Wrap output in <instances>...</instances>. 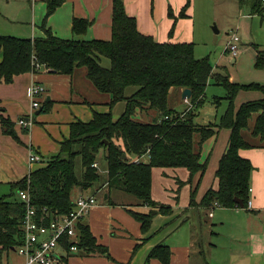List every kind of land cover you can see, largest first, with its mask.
I'll return each instance as SVG.
<instances>
[{
    "label": "trees",
    "instance_id": "obj_1",
    "mask_svg": "<svg viewBox=\"0 0 264 264\" xmlns=\"http://www.w3.org/2000/svg\"><path fill=\"white\" fill-rule=\"evenodd\" d=\"M67 1L43 0L47 6L40 27L43 36L34 39L0 36V83L11 84L16 76L38 73L37 65L65 76L84 69L94 89L110 97L107 105L110 111L95 112L87 123H72L69 138L60 143L58 155L13 184L10 195L0 197L1 253L18 252L25 242L22 225L26 207L19 199L21 191H28L37 208L38 222L43 218L41 224L48 226L56 216L72 212L75 195H85L102 182L106 203L116 205L111 195L119 191L135 197L140 207L151 209L149 215L130 212L141 225L143 234H147L155 218L153 212L162 216L173 214L172 207L152 198L153 170L181 168L190 174L187 183L193 187L191 207L216 206L233 210L241 208L238 200L244 205L243 209H247L254 167L240 152L264 149V99L245 103L238 110L235 100L241 91H256L264 96V85L236 84L226 73L213 75L210 59H197L193 43H157L152 37L141 34L136 19L127 15L124 0H113L111 41L83 40L82 36L92 25L84 19H74L73 39L58 38L48 27V20ZM189 7L190 0L180 18L187 17ZM252 9L253 15L262 14L264 0H255ZM169 16L174 18L172 9ZM173 32L174 27L170 35ZM256 48L255 69L263 71L264 52ZM106 59L108 67L103 65ZM211 78L226 91V96L216 98L215 103L220 107L226 100L228 107L219 123L200 126L195 119L207 103L206 90ZM132 89L136 91L128 96ZM186 89L192 92L189 99L192 108L181 113L171 107L170 96L173 90ZM120 103L125 104V111L115 118L113 109ZM42 104L41 113L48 112L53 105L48 101ZM144 116L152 119L145 121ZM1 122L7 133L17 139L14 124L5 119ZM221 130L230 131V140L216 172L218 188L207 191L197 204V191L208 168V161L201 160L203 146ZM101 152L107 162L106 177L98 162ZM137 159L140 161L135 162ZM78 161L82 167L81 177L77 174ZM95 164L98 166L94 167ZM91 196L98 203V198ZM71 247L88 255L109 257L107 247L97 245L90 227L83 222L77 225V239L65 238L61 242L58 255L61 260L64 254L71 252ZM171 258V248L159 245L148 259L169 264Z\"/></svg>",
    "mask_w": 264,
    "mask_h": 264
},
{
    "label": "crops",
    "instance_id": "obj_2",
    "mask_svg": "<svg viewBox=\"0 0 264 264\" xmlns=\"http://www.w3.org/2000/svg\"><path fill=\"white\" fill-rule=\"evenodd\" d=\"M33 1L39 8L37 15L41 16L30 25V29H16L17 32L11 34L15 35V38L34 39L43 36L40 27L47 6L43 0ZM196 1L190 0L187 17L180 18L188 0H124L126 13L136 19L139 32L152 37L157 43L195 41ZM112 6L113 0H68L49 18L48 27L58 38L71 40L74 37V19H84L92 25L87 34L82 36L83 40L108 42L112 40L113 34ZM170 9L175 19L169 16ZM173 27L174 32L170 35ZM256 56L257 53L253 55L255 59ZM240 58V55L233 58V63L237 65ZM108 66L109 64L106 67ZM257 72H262V75H258L254 82L264 85V70ZM213 75L216 73L213 72ZM212 79L214 78H211L209 84ZM33 84L42 85L47 91L41 98V108L38 110L33 109L27 96V91ZM135 91L136 89H132L128 96ZM182 94L179 90H173L170 96V99L174 98L177 109L185 106L184 110L176 109L181 113L187 109ZM263 99L264 96L260 92L241 91L236 97L235 107L238 110L245 103ZM45 101L52 102L53 105L46 114L40 112L37 115ZM109 102L108 95L100 94L94 89L84 69L77 70L73 76L43 70L16 76L11 84L1 82L0 197L10 195L13 184L22 181L32 171L43 167L58 155L60 143L69 138L72 123L90 122L95 112L108 113ZM124 111L125 104L120 103L114 107L113 115L118 118ZM200 113L201 110L198 116ZM34 115L36 119L32 121L35 123L31 131L16 124L20 118L27 120L31 116L34 118ZM1 119L14 124L17 139L7 133ZM143 119L150 121L152 118L144 116ZM214 123L210 122L204 126ZM229 140L230 131L221 130L204 144L201 160L208 161V168L197 191V204L202 201L207 191L218 188L216 172L228 149ZM31 155H39L42 163L31 165ZM240 155L254 167L250 183L252 210H230L216 206L191 207L193 187L187 183L189 172L181 168H156L152 173V198L158 203L172 207L171 216L156 213L151 230L143 234L141 225L130 212L149 215L151 209L140 207L136 202L125 205L114 201L115 193L120 195L124 192L112 193L111 197L116 205L106 203L105 195L104 201L99 200L98 205L82 222L90 227L97 245L107 247L109 257L88 255L77 250L64 254L62 260L59 257L57 264H162L159 260L148 259L152 250L159 245L171 248L172 258L169 264H264V149L242 150ZM210 172L214 175L211 184L203 186ZM77 197L78 194L75 199ZM3 255L0 248V258Z\"/></svg>",
    "mask_w": 264,
    "mask_h": 264
},
{
    "label": "rangeland",
    "instance_id": "obj_3",
    "mask_svg": "<svg viewBox=\"0 0 264 264\" xmlns=\"http://www.w3.org/2000/svg\"><path fill=\"white\" fill-rule=\"evenodd\" d=\"M254 3L255 0L196 1V32L194 37L195 41H193V44L195 43V57L197 59L209 58L214 73H226L229 75L231 82L241 85L256 83L254 80L258 75H262V72H257L255 69L256 59L253 55L257 53L256 46L259 48L258 50L264 52V10L262 14L252 15L251 11ZM38 11L39 8L36 7L33 0H0V36L16 37L15 35H11L17 32L16 29L22 28L24 31L28 27L30 29V25L41 16V14L37 15ZM235 33L240 37L239 51L241 58L238 59L237 65L233 63V58L230 54L225 53L226 46L230 42V37ZM104 62V66L109 64V60L107 59ZM214 81L212 79L211 84H209L206 90L208 102L201 109L200 116L195 120L201 126L210 122H215L214 124L219 123L220 116L228 105L226 100L222 101L220 107L215 103L217 97L226 96V91L224 88L214 85ZM170 105L172 108L177 109L174 98L170 100ZM186 106L189 109L188 107L190 105L186 104ZM184 108L185 106L177 110L181 111ZM21 119L24 118H20L19 120ZM30 119L35 121L36 116L34 115V118L31 117ZM19 120L16 121L17 125ZM35 125L44 126L41 124ZM32 128H30V131ZM98 162L100 171L106 177L107 162L103 152L98 156ZM77 174L79 177L82 175L80 161L77 162ZM213 176V173H208L203 182V186L210 185ZM102 186V182L98 183L88 192L89 194L95 195L98 198V202L99 200L103 202L105 196ZM114 201L125 203V205L131 204L132 202L138 204L136 198L127 193L120 195L115 193ZM24 261L25 259L15 251L4 253L0 258V264H24Z\"/></svg>",
    "mask_w": 264,
    "mask_h": 264
},
{
    "label": "built area",
    "instance_id": "obj_4",
    "mask_svg": "<svg viewBox=\"0 0 264 264\" xmlns=\"http://www.w3.org/2000/svg\"><path fill=\"white\" fill-rule=\"evenodd\" d=\"M240 37L238 34H233L230 37V42L226 46V54H230L232 58H237L240 55L239 45ZM37 70H46L41 65L36 66ZM46 89L39 84H33L27 91V96L32 102L34 110L41 108V98L45 96ZM187 105L191 104L188 99L184 101ZM32 117V116H31ZM30 117V118H31ZM21 119L18 125L22 128L30 130L33 126L32 119ZM166 119H169L166 117ZM147 158V157H146ZM137 159L135 162H139ZM29 163L40 164L42 158L39 155H31ZM98 165L95 164L94 167ZM251 192V190H250ZM19 199L25 204L26 214L23 220V231L25 233V242L18 249V254L25 259L24 264H57L59 261V252L61 251V242L65 238L77 239V225L86 218L93 208L97 206L96 198L91 195H79L74 200L72 212L64 216H56L50 225L43 226L37 219V208L32 204L31 197L28 191L19 192ZM253 202H248V210H252ZM71 252H76V247H71Z\"/></svg>",
    "mask_w": 264,
    "mask_h": 264
},
{
    "label": "water",
    "instance_id": "obj_5",
    "mask_svg": "<svg viewBox=\"0 0 264 264\" xmlns=\"http://www.w3.org/2000/svg\"><path fill=\"white\" fill-rule=\"evenodd\" d=\"M54 73H55V72H54ZM191 96H192V92H191V90L186 89V90L183 91L182 98H183L184 101H185L186 99L189 100V99L191 98ZM40 112H41V110H40L39 112H37V115H39ZM106 198H107V196H106ZM236 201H237V203L240 205L241 208L244 207V205H243L240 201H238V200H236ZM153 214H156V213L154 212Z\"/></svg>",
    "mask_w": 264,
    "mask_h": 264
}]
</instances>
